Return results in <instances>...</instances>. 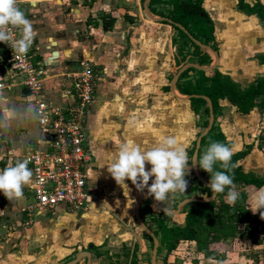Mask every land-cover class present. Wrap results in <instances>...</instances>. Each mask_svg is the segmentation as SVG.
Listing matches in <instances>:
<instances>
[{"label": "crops", "instance_id": "1", "mask_svg": "<svg viewBox=\"0 0 264 264\" xmlns=\"http://www.w3.org/2000/svg\"><path fill=\"white\" fill-rule=\"evenodd\" d=\"M246 1L253 4L252 0ZM17 5L36 32L32 45L46 77L44 93L51 100L59 104L68 101L62 93L63 74L76 70L88 57L98 64L97 91L86 128L92 152L86 172L94 200L85 210L70 211L60 206L49 213L38 209L34 222L29 224L27 216L19 210L34 201L33 173L31 182L23 187L21 199L8 200L0 192V201L7 211L0 225V264H65L83 252L88 253H83L76 264H152L153 248L150 249L149 240L153 238L140 225L137 212L147 224L144 209L148 205L159 208L161 204L149 197L138 202L142 193H148L147 187L138 191L126 180L128 190H125L116 184L107 169L121 144L128 140L151 149L168 136L177 141L183 139V147L192 138L191 118L195 112L190 99H184L187 95L179 92L177 84L173 85L178 71L171 82L167 78L177 66L170 36L172 24L148 17L142 0H19ZM204 6L214 21L218 47L222 45L226 49H218L215 69L234 79L236 69L241 70L242 65L232 63L233 50L229 51L225 44L233 35L228 33L225 37L221 28L225 22L229 23L233 11L249 15L238 8V0H204ZM106 11L116 15L110 30L104 29L100 18ZM188 58L186 63L192 62ZM6 59L0 51V83H4L3 76L8 78V83L0 86V121H3L0 153H6L0 161V170L23 161L33 139L39 135L32 96L21 84V77L4 67ZM257 65L264 70V64ZM177 99L184 105L179 128ZM221 105L218 122L232 142L233 153L245 149L243 146L257 137L261 119H255L254 110L250 114L240 113L227 99ZM256 150L262 153L259 148L253 149L246 158L256 154ZM150 168L146 163V170ZM243 170L256 172V169ZM256 173L264 174V171ZM153 179L150 178L149 186ZM234 184L238 192L245 189L243 182ZM256 208L257 205L252 210ZM245 243L255 248L262 245L252 239ZM190 244V252L196 251L194 242ZM237 247L240 259L233 264H248L243 255L245 249L241 244Z\"/></svg>", "mask_w": 264, "mask_h": 264}, {"label": "trees", "instance_id": "2", "mask_svg": "<svg viewBox=\"0 0 264 264\" xmlns=\"http://www.w3.org/2000/svg\"><path fill=\"white\" fill-rule=\"evenodd\" d=\"M161 5H164V8H161ZM238 8L246 14H256L264 23V3L261 0H256L253 4L246 0H238ZM150 11L158 16L168 17L176 23H181L194 37L218 51L215 24L204 6V0H151ZM100 18L103 20L104 29L110 30L114 27L116 15L113 12H102ZM172 26L177 30V36L182 40L175 56L177 66L182 67L190 54L193 55L191 61L194 63L200 65H210L212 63L213 58L209 53L192 42L187 33L178 26L175 24H172ZM260 62L264 64V54L260 56ZM177 88L183 95H207L213 102L215 122L211 131L202 139L198 161L213 142L232 147V142L227 139L217 121L219 115L222 114V100H229L242 114L250 113L259 104L264 106V75L247 87H243L230 75L224 74L218 69L207 72L191 67L181 74L177 81ZM190 104L195 114L204 113L210 118V108L203 97L192 96ZM261 111L264 112V110ZM208 124L209 119L205 121L204 127L206 128ZM259 138L264 144V129ZM258 148L262 149L263 147ZM251 149L252 146L247 145L245 149L234 152L232 156V163L235 167L229 174L233 177L234 183L243 182L245 184V189L239 192L240 198L234 205L227 202L228 189L226 188L225 192L217 194L215 200L195 202L198 208L187 210L185 225L168 224L167 221L172 215L161 211L162 216L155 219L153 228L160 240L158 255L163 251L171 254L175 252L181 243L194 242L196 251L202 253L205 257H214L224 261L225 264H230L227 261L228 251L224 249L226 242L231 240L237 244L236 247L244 238L252 239L254 243L262 242L259 241V236H264V227L254 221L247 202L253 193L258 192L264 186V176L255 172H245L239 164L250 153ZM194 150L195 148L193 153ZM214 170L224 171L219 163L214 165ZM204 174H207L209 180H211V174L206 171H204ZM204 188L209 196H212L210 186L205 185ZM217 203L221 204V210L212 215H207L209 210L216 208ZM205 215L208 216L207 220L203 218ZM214 244L218 246L216 247ZM218 248L222 249L219 250Z\"/></svg>", "mask_w": 264, "mask_h": 264}, {"label": "built area", "instance_id": "3", "mask_svg": "<svg viewBox=\"0 0 264 264\" xmlns=\"http://www.w3.org/2000/svg\"><path fill=\"white\" fill-rule=\"evenodd\" d=\"M12 35L19 39V29H13ZM11 45L12 42L9 45L0 42V50L8 57L3 65L10 73L21 77V84L32 96L39 128L36 142L24 155L34 176V201L19 211L32 224L38 209L49 213L60 206L70 211L88 209L94 195L86 172L92 160L86 128L89 108L97 91L98 64L88 57L76 70L61 76L62 93L68 101L59 104L44 93L46 77L37 60L36 48L31 45L26 55H20ZM5 156L6 153H0V161ZM5 217L7 211L0 201V225Z\"/></svg>", "mask_w": 264, "mask_h": 264}, {"label": "clouds", "instance_id": "4", "mask_svg": "<svg viewBox=\"0 0 264 264\" xmlns=\"http://www.w3.org/2000/svg\"><path fill=\"white\" fill-rule=\"evenodd\" d=\"M19 29L20 38L15 39L13 29ZM36 32L32 22L25 16L17 5V0H0V42L9 45L17 54L26 55L29 51ZM10 115V113H9ZM3 121H0L2 124ZM232 149L219 142H213L205 154L194 158L201 169L211 174L210 189L214 194L225 192L227 188V202L234 205L240 198L236 191L233 177L229 174L235 167L232 163ZM146 163L151 165L146 170ZM219 163L224 171L214 170V165ZM29 161H17L14 166L0 170V192L8 200L21 199L23 187L32 179V171L28 167ZM189 158L185 148L178 144L175 137H165L158 146L151 149L141 147L133 140L123 142L114 161L108 166V172L116 184L128 190L126 180H130L138 191L146 187L149 195L154 196L156 202L162 204L168 199L170 193H185L188 182L185 179L188 171ZM154 177L149 186L150 178ZM257 211L264 209V188L256 194ZM264 219V212H261ZM209 264H225L214 257L209 258Z\"/></svg>", "mask_w": 264, "mask_h": 264}, {"label": "rangeland", "instance_id": "5", "mask_svg": "<svg viewBox=\"0 0 264 264\" xmlns=\"http://www.w3.org/2000/svg\"><path fill=\"white\" fill-rule=\"evenodd\" d=\"M253 3L256 2V0H252ZM262 1V0H261ZM161 8H164V5L160 6ZM232 17L229 20V23H224L222 25L221 30L225 33V37H228V33H231L233 36L230 37V41H228L225 45L227 49L230 51L232 49L233 53L231 54L232 63L235 64V66H238L239 64L242 65L241 70L236 69V77H234L235 81L238 82L240 85L247 87L249 84L257 81L260 77L264 75V70L260 69L261 66H258L257 64H262L260 62V56L264 54V23L260 20V18L256 14H251L249 16H245V14L238 15L236 11L231 12ZM178 32L174 28H171L170 36L172 38L173 42V53L176 56L177 55V48L182 43L181 39L177 36ZM219 48L226 51L225 47L220 45ZM191 50V48L189 47ZM2 51V50H0ZM242 55V57L240 56ZM214 56V54H213ZM188 60H192L193 57L191 55H188ZM241 57V58H240ZM215 58V56H214ZM238 58L241 60L238 61ZM247 61V63H246ZM254 61H256V64H253ZM188 62V61H187ZM240 65V66H241ZM180 67L176 66V69H173L170 71V74L167 76V78H170V82L174 76V73L178 71ZM174 71V72H173ZM3 82L4 84L8 83V78L3 76ZM168 82V83H170ZM177 91V90H176ZM261 105V106H260ZM186 107V106H185ZM187 108V107H186ZM177 116H178V128L180 127V123L183 122V120L180 122V119L184 115V105L182 104V100L177 99ZM256 112L255 119H258V117L261 119L259 121V131L257 134V137L255 140H253L252 143L245 144L243 147L246 148L247 145H251L252 149H258V147H263L261 150L262 153H259L258 150H256V154H252L248 158L245 157V159H242L241 166L243 169H256L254 171L261 172L264 171V144L259 138L261 135L263 129H264V112L261 110H264V106L262 104H259L257 107L253 109ZM252 110V111H253ZM259 110V112H258ZM188 111V108H187ZM251 111V112H252ZM250 112V113H251ZM248 113V114H250ZM221 115H219L218 119ZM187 121L190 120V117L188 116L187 112ZM209 119L207 115L200 114L196 115L193 113V117L191 118V121L193 122V135L190 140L186 141V145L184 146L188 158H189V164L188 167L185 169V172L188 171L187 175L185 176V179L188 182V186L186 188L185 193H170L167 200L162 202L161 206L165 209H171V210H177L180 209V213L171 214L172 216L168 219V224L170 225H185V217L186 212L190 208L195 207L198 208L197 204L190 205L191 203H186L185 199L194 197V198H201V199H210L211 196L205 191L204 183L201 181V179L205 182L210 183V180L208 178L207 174H204V170L201 169L198 164L194 166L193 162V149L196 146V141L198 139V136L205 131L204 123L205 121ZM254 118H251V121H253ZM252 123V122H251ZM220 125V122H218ZM252 126V125H251ZM220 127V126H219ZM241 128V125H240ZM252 129V128H251ZM246 133L244 132L243 135ZM252 133L249 132V135ZM37 138V137H36ZM36 138L33 139V144L36 142ZM246 136H244L243 139H245ZM252 138V136H251ZM183 139H178V144H181ZM32 144V145H33ZM182 145V144H181ZM240 161V162H241ZM247 172H253L252 170H249ZM255 172V173H256ZM264 176V174L262 175ZM199 177L201 179H199ZM264 188V186L262 187ZM257 192V191H256ZM255 192V193H256ZM252 194L251 198L248 200L247 204L251 211L252 217L255 222L260 224L261 227H264V219L261 218V212H264V209H261L259 211L252 210L253 207H256V200L254 194ZM144 196L143 198H145ZM255 205V206H254ZM148 209H144L145 211V219L147 224L150 226V228H154L155 226V219H158L162 216L161 210L157 208L154 205H148ZM221 210V204L217 203L216 208L214 210H209L207 215H212L217 211ZM207 215H205L203 218L207 220ZM258 217V218H257ZM261 243H257L258 246L255 248L254 246H249L248 243H245L247 238H244L242 242L240 243L241 246L245 249L244 252V258L248 259V264H264V236H259ZM151 240V239H150ZM149 240V247L150 249L153 248V240ZM239 244V243H238ZM189 244H180L178 248L175 250L174 255H168L166 251H163L160 255H158V264H209V258L205 257L203 254L198 253L197 251L190 252V248H188ZM216 247L217 244H214ZM237 245L236 243L232 242H226L225 244V250L228 251L227 255V261L230 264H233V261H238L240 258L238 256V252L240 250H237L235 247ZM220 247V246H219ZM221 250L222 248H218ZM189 251V252H188ZM193 251V250H192ZM232 252L234 253L232 255ZM149 257V261H150ZM220 260V259H218ZM244 261V260H243ZM235 264V263H234Z\"/></svg>", "mask_w": 264, "mask_h": 264}, {"label": "water", "instance_id": "6", "mask_svg": "<svg viewBox=\"0 0 264 264\" xmlns=\"http://www.w3.org/2000/svg\"><path fill=\"white\" fill-rule=\"evenodd\" d=\"M150 1L151 0H144V8H145V12H146V15L154 20H166L168 22H170L171 24H175L176 26H178L181 30H183L185 33H187V35L189 36V38L192 40V42H194L196 45H198L201 49H203L204 51H206L207 53H209L213 58H214V62L211 64V65H200V64H197V63H194V62H188V63H185L179 70L178 72L176 73L175 77L173 78V85H176L177 84V81L179 79V77L181 76V74L186 71L188 68H191V67H195V68H198V69H202V70H205V71H211L213 69L216 68L217 64H218V52L216 50H214L209 44H206L204 42H202L200 39L194 37L190 32L189 30L184 26L182 25L181 23H176L174 22L172 19L168 18V17H163V16H158V17H154L152 14H151V11H150ZM214 54V56H213ZM192 96H195V97H203L207 102H208V106L210 108V118H209V124L208 126L206 127L205 131H203L199 136H198V139L196 141V146H195V150H194V153H193V159L195 158L197 161H198V155H199V151H200V148H201V145H202V139L205 135H207L213 125H214V122H215V113H214V108H213V102H212V99L207 96V95H199V94H194V95H187L186 97H184V99H190ZM180 97V96H179ZM194 162V166H196V162L195 160H193ZM199 179H201L199 177ZM201 181L204 183V185H208L210 186V183L208 182H205L201 179ZM149 197L151 198L152 200L154 198H152L151 195H149V193H142L138 199V202L142 199V197ZM217 197V194H212L211 198L210 199H201V198H194V197H190V198H187L185 199V202L186 203H191V202H205V201H212V200H215ZM158 205V204H157ZM159 206V209L167 214H175V213H180V209H177V210H171V209H165L164 207H162L161 205H158ZM137 219L140 223V225L146 230V232L153 238V241H154V245H153V255H152V264H158L157 263V258H158V251H159V246H160V240L158 238V236L155 234V232L147 226V224L145 223V221L143 220V218L140 216V214L137 212ZM83 253H88V252H83ZM79 255L78 257H76L75 259L65 263V264H76L79 260H80V257L82 256V254Z\"/></svg>", "mask_w": 264, "mask_h": 264}]
</instances>
